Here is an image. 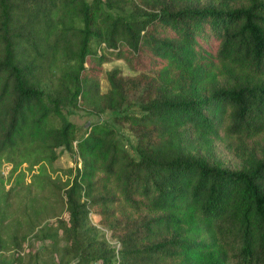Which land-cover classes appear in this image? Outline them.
<instances>
[{
    "label": "trees",
    "instance_id": "1",
    "mask_svg": "<svg viewBox=\"0 0 264 264\" xmlns=\"http://www.w3.org/2000/svg\"><path fill=\"white\" fill-rule=\"evenodd\" d=\"M110 58L143 85L139 111L115 115L137 131L136 156L107 123L75 137L61 110L126 102ZM262 131L264 0H0V156L17 159L14 182L27 160L32 180H48L47 163L69 151L66 178L51 182L73 227L93 207L128 230L118 254L75 242L72 264H264ZM218 149L241 166L212 162Z\"/></svg>",
    "mask_w": 264,
    "mask_h": 264
},
{
    "label": "rangeland",
    "instance_id": "2",
    "mask_svg": "<svg viewBox=\"0 0 264 264\" xmlns=\"http://www.w3.org/2000/svg\"><path fill=\"white\" fill-rule=\"evenodd\" d=\"M190 1L197 5L217 3V0ZM110 10L118 11L115 8ZM69 62L61 55L57 73ZM104 66L107 69L117 68L125 77L129 86L126 102L118 110L107 108L97 112L65 102L61 110L65 118L73 123L75 137L84 133L90 122L107 123L114 128L118 141L136 156L137 131L121 118L118 120L115 115L139 111V94L143 87L135 81L139 72L117 58H110ZM42 84L49 91L55 79H46ZM106 85L103 79L102 88L105 89ZM254 147L264 148V131L254 136ZM210 159L212 162L222 161L231 169L239 168L242 163L232 149H218L210 153ZM16 160L6 155L0 156V264H72L77 260L81 246L78 247L75 242H86L89 239H93L95 250L103 249L104 255L111 248L117 253L128 234L126 225L123 222H113L115 226L104 224L98 212L91 207L88 220L74 228L61 200L62 189H57L58 184L51 182L52 177L57 182L66 178V167L74 163L71 152L61 150L51 164L47 163L50 180L46 181L38 178L32 180L33 172L26 169L29 164L27 160L20 166L25 169L23 181L15 183L12 168ZM34 167L37 168V164Z\"/></svg>",
    "mask_w": 264,
    "mask_h": 264
},
{
    "label": "built area",
    "instance_id": "3",
    "mask_svg": "<svg viewBox=\"0 0 264 264\" xmlns=\"http://www.w3.org/2000/svg\"><path fill=\"white\" fill-rule=\"evenodd\" d=\"M79 165H80V163H79Z\"/></svg>",
    "mask_w": 264,
    "mask_h": 264
}]
</instances>
